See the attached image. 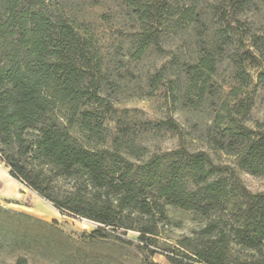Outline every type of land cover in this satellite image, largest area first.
<instances>
[{"label": "rangeland", "instance_id": "obj_1", "mask_svg": "<svg viewBox=\"0 0 264 264\" xmlns=\"http://www.w3.org/2000/svg\"><path fill=\"white\" fill-rule=\"evenodd\" d=\"M5 2L0 19L15 27L11 40L26 36L19 51L31 64L38 14L50 90L72 89L56 117L72 120L79 142L98 149L116 140L134 160L173 164L204 152L210 179L233 172L264 193V174L237 166L242 128L264 133V0H14L11 12ZM165 212L150 255L136 230L92 236L100 224L62 214L0 162V264H170L163 252L205 219L171 204Z\"/></svg>", "mask_w": 264, "mask_h": 264}, {"label": "trees", "instance_id": "obj_2", "mask_svg": "<svg viewBox=\"0 0 264 264\" xmlns=\"http://www.w3.org/2000/svg\"><path fill=\"white\" fill-rule=\"evenodd\" d=\"M13 2H5L9 12ZM37 16L32 64L19 51L26 36L11 40L15 27L9 30L7 20L0 19V162L9 175L62 214L100 224L94 237H107V229L138 231L150 255L158 252L151 245L158 226L167 221L166 204L202 216L198 231L163 252L170 264H264L263 192L250 191L233 172L210 179L206 170L212 164L204 152L187 154L179 164L162 163L158 156L134 160L116 140L95 149L73 136L72 120L59 122L56 104L72 89L67 84L60 92L50 90L41 62L46 32ZM25 23L20 19L16 26L22 29ZM59 31L68 41L76 37L65 24ZM242 129L247 142L237 152V166L263 175L264 133Z\"/></svg>", "mask_w": 264, "mask_h": 264}]
</instances>
